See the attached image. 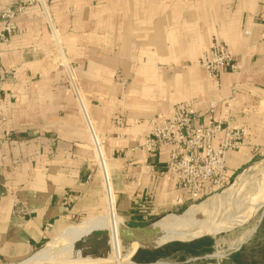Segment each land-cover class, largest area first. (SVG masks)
Returning <instances> with one entry per match:
<instances>
[{
	"label": "crops",
	"instance_id": "0c3cea01",
	"mask_svg": "<svg viewBox=\"0 0 264 264\" xmlns=\"http://www.w3.org/2000/svg\"><path fill=\"white\" fill-rule=\"evenodd\" d=\"M17 1L0 0V12ZM15 22L0 55L12 71L0 104V262L23 261L85 225L125 231L187 206V194L159 174L167 146L154 155L131 150L176 103L200 121L215 104L214 118L246 129L245 146L227 154L229 180L264 155V0H39ZM213 40L242 64L238 75L221 71L218 86L197 64ZM80 104L103 140L104 200ZM67 195L75 199L66 210ZM174 242L184 244L168 242L144 260L135 253L132 264L206 256Z\"/></svg>",
	"mask_w": 264,
	"mask_h": 264
},
{
	"label": "built area",
	"instance_id": "2783aa9c",
	"mask_svg": "<svg viewBox=\"0 0 264 264\" xmlns=\"http://www.w3.org/2000/svg\"><path fill=\"white\" fill-rule=\"evenodd\" d=\"M37 2L39 0H18L1 10L0 55L1 46L7 44L16 31L17 15ZM260 41L264 42V25L260 31ZM198 63L216 86L221 71L238 75L242 70L240 60L231 54L224 44L215 40L201 54ZM11 74L10 68L4 69L0 64V104L7 95L2 88L3 83ZM80 107L84 113L88 145L105 191V182L111 186V180L103 151V140L92 127L82 104ZM214 107L215 104H212L206 120L200 121L198 113L192 106L183 102L174 104L168 117L150 120L148 132L142 135L135 148L131 149H141L148 155H154L160 148L167 146L166 159L159 174L167 177L175 190L187 194L191 202L207 199L226 188L229 183L227 154L239 150L246 144V129L214 118L212 116ZM116 124L121 126L122 119L118 118ZM144 167L149 169L152 166L145 164ZM74 199L71 195L66 196L63 201L66 210Z\"/></svg>",
	"mask_w": 264,
	"mask_h": 264
},
{
	"label": "rangeland",
	"instance_id": "374dc122",
	"mask_svg": "<svg viewBox=\"0 0 264 264\" xmlns=\"http://www.w3.org/2000/svg\"><path fill=\"white\" fill-rule=\"evenodd\" d=\"M60 60L62 64L60 68L63 72L61 78L63 81H69V74L67 72V68L65 67V63L67 61H62L61 58ZM197 64L199 65L198 61ZM262 176H264V155L259 156L253 162L249 163L248 166L239 170L234 178L229 180L226 188L220 192H217L215 194L216 196L213 195L204 200L190 202L187 206H183L177 211L169 212L153 220L148 224L150 225L148 227L149 232H137L136 240L132 243V245H128L126 243V240H121V236L116 234L118 232H121L122 230L116 231L96 226L87 227L85 225L81 227L79 231L75 233L68 241H63L59 237L60 233L53 236L40 248H38L33 254H35L37 251H42L47 248V246H49L48 250L42 251V253L47 256V259L50 258V260H53V258L58 259L63 256L62 259H64V261L62 264H76V258H74V260L72 256L74 255L75 250H79L78 248L81 244L84 245V240H88V243L93 239H95L93 241H106V239L108 238L107 236H109L110 233L113 234L115 231L116 233L114 234H116L117 244L113 245L111 240L110 244L104 246L106 252L104 251L105 254H102L103 257L101 256L100 261L102 262H99L97 264H117L118 262L120 264H132L135 263L133 257L135 253L139 258L143 260L149 259L153 256H145V253H143L145 251V248L141 247V245L148 243L152 244L162 238L173 237L172 235H164L162 232H152V230L150 229L151 224L161 221L162 219H172L179 216L184 217L183 215H188L192 210L193 213H197L196 216L198 218L196 216H193L194 220L192 222L194 225L193 227L190 226V228H192L191 230H187L188 234H185V236L202 232H209L213 235L197 236L196 238L192 239L193 241L202 237H208L212 240V243L210 246V250L205 253V258H193L187 264H235V258L243 264H264V201H262L264 200V198H259L261 196L259 192L260 180ZM238 180L245 183L244 188L238 191V193L240 194L237 193L235 195H232L233 197H230V194L228 195V193H230L229 189L232 188ZM234 192L235 191H233V193ZM104 197L105 191H103V200ZM185 208L186 210L183 212ZM102 213H104V209L101 212L94 214L93 216H85L73 219L70 222L69 226L76 225L87 218L99 216ZM193 228L196 229L192 230ZM122 232H124V235H127L129 233L128 230ZM180 236L185 237L183 234ZM176 237L179 236L177 235ZM190 241L191 240L182 242L184 244H188V242ZM162 246L157 247V249L161 248ZM92 252L94 254L97 253V251ZM33 254H31L29 257H31ZM234 254L236 255V257L232 258V255ZM103 258H106L105 261ZM31 259L27 262H31ZM183 260L184 259L181 258V256L177 255L171 256L170 258H163L162 262H165L164 264H178ZM20 262L12 264H20ZM0 264L9 263L0 262Z\"/></svg>",
	"mask_w": 264,
	"mask_h": 264
},
{
	"label": "bare ground",
	"instance_id": "6f19581e",
	"mask_svg": "<svg viewBox=\"0 0 264 264\" xmlns=\"http://www.w3.org/2000/svg\"><path fill=\"white\" fill-rule=\"evenodd\" d=\"M244 184L245 183H243L240 180H238L233 185V187L229 189L230 193H228V195L230 194V197H233L232 195L237 194L238 191H240V190H242V188H244ZM233 191H235V192L233 193ZM260 192H259V194H261V196L259 198L262 199V198H264V176H262V178L260 180ZM238 194H240V193H238ZM262 201H264V200H262ZM196 214L197 213H193V211L191 210V212L188 215L187 214L183 215L184 217L179 216V217H175V218H172V219H162L161 221H158V222H155V223L151 224V228L150 229L152 230V232H154V233L162 232L164 235H172L173 237L170 236L172 238H162V239H160V240H158V241H156V242H154L152 244L148 243V244L141 245V247H144V248H146V246L160 247L163 244H166V243L171 242V241H187V240H192V239L196 238L197 236L213 235V234H211L209 232H202V233H196V234H191L189 236H185V234L186 235L188 234L187 230H191V228L193 227V225H194L193 222H192L194 220L193 216H196ZM190 226H192V227L190 228ZM197 227H199V226H197ZM194 229H196V228H193L192 230H194ZM127 230H128V232L130 234L128 233L127 235H124V232H122V231H121L122 233L121 232L116 233L115 231H114V233H116L117 235H120L121 236V240L122 239L126 240V237L129 236V235L132 236L131 240L126 241V243L128 245H132V243L135 242V240H136L137 232H139V231L141 232L142 230L135 231V230H130L129 228H127ZM104 232H106V231H104ZM147 232H149V228H148ZM114 233L113 234L112 233H110V234L107 233V234H109V236H107L108 238L106 239V241L105 240L93 241V240H95V239H93L91 242L88 243V240H84L85 241L84 245L81 244L80 247L78 248L79 250L78 251L75 250V253L73 255L74 257L72 256L73 259L76 258V260L74 259L75 263L76 264L77 263L78 264H97L99 262L101 263L102 262V261H100L101 260V256L103 257V255L106 252L104 246L110 244L111 240H112V244L113 245L117 244L116 234H114ZM182 234L185 237H181L180 235H182ZM174 235H175V237H174ZM177 235L179 237H176ZM100 239H102V238H100ZM96 240H97V238H96ZM137 246H140V245H137ZM92 251H97V253L94 254ZM62 257L63 256H61L58 259H54L53 258V260H50V258L47 259V256L45 254H43L42 252H38L37 254L34 255V257L31 256L28 259L24 260L23 262H20V264H62L63 261H64V259H62ZM85 258H86V260H85ZM30 259H31V262H27ZM105 259H104V261H105ZM117 264H120V263L118 262Z\"/></svg>",
	"mask_w": 264,
	"mask_h": 264
},
{
	"label": "trees",
	"instance_id": "16d2710c",
	"mask_svg": "<svg viewBox=\"0 0 264 264\" xmlns=\"http://www.w3.org/2000/svg\"><path fill=\"white\" fill-rule=\"evenodd\" d=\"M212 240L208 237H202L196 240H193L192 242L188 243L187 245L190 247H194L198 250H200L201 252H208L210 250V246H211ZM184 244H181L179 242H174L173 244H171V246H173V249H179L182 248ZM148 253V255H153V256H157V253L159 252L158 250L155 251H146ZM191 252H194L193 250H191ZM236 257V255H232V258ZM234 263L235 264H243L242 262H239L238 260H236V258L234 259Z\"/></svg>",
	"mask_w": 264,
	"mask_h": 264
},
{
	"label": "water",
	"instance_id": "95a60500",
	"mask_svg": "<svg viewBox=\"0 0 264 264\" xmlns=\"http://www.w3.org/2000/svg\"><path fill=\"white\" fill-rule=\"evenodd\" d=\"M124 226L127 227V228H129L130 230H135V231L142 230L143 232H144V231L147 232L148 227H149L150 225H147V226H141V227H128V226H126V225L124 224ZM129 234H130V233H129ZM131 238H132V236H130V235L127 236V237H126V241L131 240ZM155 248H157V247H154V246H146L145 249H147V250H153V249H155Z\"/></svg>",
	"mask_w": 264,
	"mask_h": 264
}]
</instances>
